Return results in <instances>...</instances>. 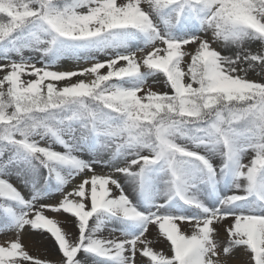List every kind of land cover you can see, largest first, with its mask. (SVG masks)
I'll use <instances>...</instances> for the list:
<instances>
[{"label": "snow or ice", "instance_id": "snow-or-ice-1", "mask_svg": "<svg viewBox=\"0 0 264 264\" xmlns=\"http://www.w3.org/2000/svg\"><path fill=\"white\" fill-rule=\"evenodd\" d=\"M0 60V264H264V0H0Z\"/></svg>", "mask_w": 264, "mask_h": 264}, {"label": "bare ground", "instance_id": "bare-ground-1", "mask_svg": "<svg viewBox=\"0 0 264 264\" xmlns=\"http://www.w3.org/2000/svg\"><path fill=\"white\" fill-rule=\"evenodd\" d=\"M80 66L87 67L88 65L83 64ZM66 69H74V67L59 65L54 68V70H66ZM153 87H154V90H156L157 88L164 90L163 84L154 85ZM12 182L14 183V185L19 187L22 192L27 191L14 178L12 179ZM73 183H79V179L74 180ZM57 219L61 221L62 227H65L70 232L75 231V224L71 221V218H69L66 214L57 215ZM104 234L107 235L106 232ZM156 236H157V230L155 228H150V239H153L155 241V243L153 244V247H155L157 250L163 249L162 247L166 248V246H168L167 242L164 241L163 238H160L159 240H157ZM3 239L4 237L0 236V242H2ZM24 243L27 249L30 251V254L35 255L37 257L39 256L43 257L42 259L55 260L60 255L58 251L56 252L54 248L51 247L49 240H47L45 236H39V235H33L31 237L26 236L24 238ZM235 259L244 260V259H247V257L243 254V250L238 249L235 252Z\"/></svg>", "mask_w": 264, "mask_h": 264}, {"label": "rangeland", "instance_id": "rangeland-1", "mask_svg": "<svg viewBox=\"0 0 264 264\" xmlns=\"http://www.w3.org/2000/svg\"><path fill=\"white\" fill-rule=\"evenodd\" d=\"M118 2H119V0H118ZM208 35H209V38H210V34H208ZM213 47L217 48V50L221 51L223 54H229V51H230V50H229V49H225V48H224L219 42L213 43ZM245 47L250 48L251 51H253V52H257V51L260 50L261 45H260V43L257 41V42H253V43L250 44V45L246 44ZM26 55H29V53H26ZM3 62L6 63V61L0 60V63H3ZM60 65L68 66V67L73 66L74 69H75V67H77L76 62H74V61H62ZM81 65H83V64H81ZM37 66H40V65L38 64ZM57 66H59V65H57ZM53 70H54V69H53ZM102 71H103V70H102ZM3 75H4V73H3V72H0V77H2ZM248 78H249V79L256 80L257 82H264V78H262L261 76L256 75L255 72H252V71H250V72L248 73ZM163 88H164V86H163ZM159 90H161V89H159ZM164 90H165V89H164ZM161 91H163V90H161ZM55 148H56L57 150H62L61 146H59V145H56ZM99 170H100V169H98V171H99ZM104 171H107V169H104ZM58 198H59V197H58V194H53V196L51 197V200H50L49 202H52V201H54V200H56V199H58ZM46 215L54 216L55 218H57V215H60V214H55V213H52V212L49 211V212H46ZM66 215H67V214H66ZM73 223H74V222H73ZM46 239L49 240V242H50V244H51V247L54 248V250L57 252L58 249H57L56 245L54 244V242L52 241V239H51L50 237H46ZM162 248H163V250H164L166 253L170 254L169 246H166V248H165V247H162ZM39 258L42 259L43 257H40V256H39Z\"/></svg>", "mask_w": 264, "mask_h": 264}]
</instances>
